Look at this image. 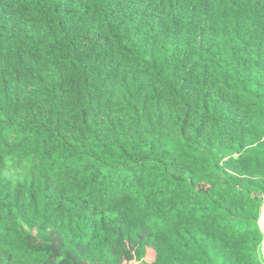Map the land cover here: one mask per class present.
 <instances>
[{"label":"trees","instance_id":"16d2710c","mask_svg":"<svg viewBox=\"0 0 264 264\" xmlns=\"http://www.w3.org/2000/svg\"><path fill=\"white\" fill-rule=\"evenodd\" d=\"M263 202L264 0H0V264H264Z\"/></svg>","mask_w":264,"mask_h":264},{"label":"water","instance_id":"95a60500","mask_svg":"<svg viewBox=\"0 0 264 264\" xmlns=\"http://www.w3.org/2000/svg\"><path fill=\"white\" fill-rule=\"evenodd\" d=\"M263 220H264V202H263V205H262L261 216H260V219L258 221V226L260 227V230L264 233ZM262 252H263V255H264V244H263V247H262Z\"/></svg>","mask_w":264,"mask_h":264}]
</instances>
